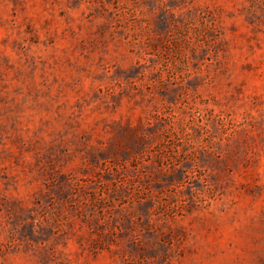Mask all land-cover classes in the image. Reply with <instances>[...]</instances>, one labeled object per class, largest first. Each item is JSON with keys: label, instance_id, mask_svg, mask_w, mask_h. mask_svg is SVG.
<instances>
[{"label": "rangeland", "instance_id": "1", "mask_svg": "<svg viewBox=\"0 0 264 264\" xmlns=\"http://www.w3.org/2000/svg\"><path fill=\"white\" fill-rule=\"evenodd\" d=\"M0 264H264V0H0Z\"/></svg>", "mask_w": 264, "mask_h": 264}]
</instances>
